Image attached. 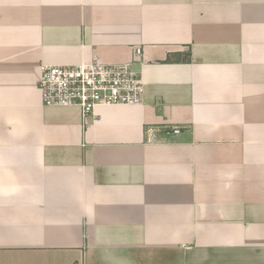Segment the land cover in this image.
Returning a JSON list of instances; mask_svg holds the SVG:
<instances>
[{
    "label": "crops",
    "instance_id": "0c3cea01",
    "mask_svg": "<svg viewBox=\"0 0 264 264\" xmlns=\"http://www.w3.org/2000/svg\"><path fill=\"white\" fill-rule=\"evenodd\" d=\"M136 48L143 104L42 105ZM0 264H264V0H0Z\"/></svg>",
    "mask_w": 264,
    "mask_h": 264
},
{
    "label": "built area",
    "instance_id": "2783aa9c",
    "mask_svg": "<svg viewBox=\"0 0 264 264\" xmlns=\"http://www.w3.org/2000/svg\"><path fill=\"white\" fill-rule=\"evenodd\" d=\"M142 49L136 48L127 63L95 60L73 66L40 67L39 90L45 107L77 108L83 117L94 116L102 107H130L144 103L146 85L135 65ZM178 128L167 135H178Z\"/></svg>",
    "mask_w": 264,
    "mask_h": 264
}]
</instances>
